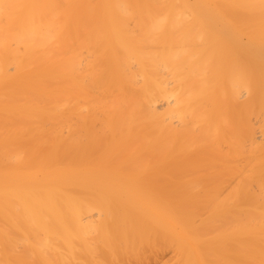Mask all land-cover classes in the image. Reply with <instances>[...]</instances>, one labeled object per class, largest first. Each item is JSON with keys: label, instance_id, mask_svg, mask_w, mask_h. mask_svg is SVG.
<instances>
[{"label": "bare ground", "instance_id": "obj_1", "mask_svg": "<svg viewBox=\"0 0 264 264\" xmlns=\"http://www.w3.org/2000/svg\"><path fill=\"white\" fill-rule=\"evenodd\" d=\"M153 259L264 264V0H0V264Z\"/></svg>", "mask_w": 264, "mask_h": 264}, {"label": "rangeland", "instance_id": "obj_2", "mask_svg": "<svg viewBox=\"0 0 264 264\" xmlns=\"http://www.w3.org/2000/svg\"><path fill=\"white\" fill-rule=\"evenodd\" d=\"M170 252V251H169ZM169 252L168 251H166L165 253H163V258L161 259V260H163V261H167L169 258L167 257V256H170V254H169ZM166 254V255H165ZM169 254V255H168ZM166 256V257H165ZM168 258V259H167ZM158 260H160L159 258H157ZM157 260V261H158ZM153 261H155V263H153V264H161L160 263V261L157 263V261H156V259H153ZM151 262H152V260H151ZM162 262V261H161Z\"/></svg>", "mask_w": 264, "mask_h": 264}]
</instances>
